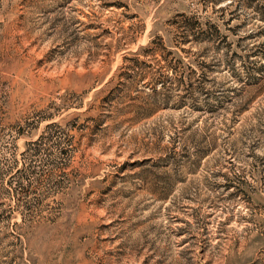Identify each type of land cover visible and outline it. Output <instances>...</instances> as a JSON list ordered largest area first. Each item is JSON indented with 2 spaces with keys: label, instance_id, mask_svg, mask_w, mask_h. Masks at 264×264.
I'll list each match as a JSON object with an SVG mask.
<instances>
[{
  "label": "rangeland",
  "instance_id": "rangeland-1",
  "mask_svg": "<svg viewBox=\"0 0 264 264\" xmlns=\"http://www.w3.org/2000/svg\"><path fill=\"white\" fill-rule=\"evenodd\" d=\"M0 264H264V0H0Z\"/></svg>",
  "mask_w": 264,
  "mask_h": 264
}]
</instances>
